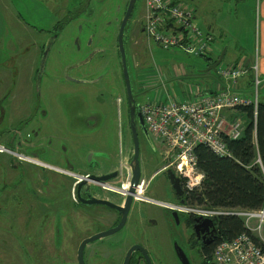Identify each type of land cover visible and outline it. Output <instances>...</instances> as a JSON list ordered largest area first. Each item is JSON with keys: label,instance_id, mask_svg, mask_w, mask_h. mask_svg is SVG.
Segmentation results:
<instances>
[{"label": "flooded vegetation", "instance_id": "obj_1", "mask_svg": "<svg viewBox=\"0 0 264 264\" xmlns=\"http://www.w3.org/2000/svg\"><path fill=\"white\" fill-rule=\"evenodd\" d=\"M129 2L124 0L117 6L120 18L115 20L116 54L120 61L124 96L115 98L114 104L118 106L125 102L127 128L132 139L129 99L118 39L122 28L125 67L136 120L137 116L142 118L141 105H137V101L147 88L142 84L144 76L139 78L136 74L132 80L125 52L128 48L136 58L139 38L142 35L149 37L145 32L146 10L143 16H136L138 0H135L124 22ZM79 12L57 21L49 30H36L40 40L33 43L39 55L38 65L32 74L37 98L33 103H28L21 96L17 69L0 70V264H182L186 260L181 259L180 254L189 264H202L205 262L204 252L214 251L217 245L215 223L207 229L204 225L195 227V216L176 209L189 205L184 200L188 196L184 180L170 167L173 158L154 151V141L149 134H143L137 126V137L141 133L153 149L143 155L139 152L138 186L142 184V194L136 196L137 186L127 204L133 148L119 151L120 155L113 153L108 156L106 161L110 164L98 163L77 174L72 166L64 168L40 160L43 152L37 136L41 129L33 133L35 139L25 133L33 118L43 120L47 117L45 110L39 111L40 81L53 46ZM73 42L77 51L82 52L78 35ZM93 45V39L89 38L85 42V57L65 68L69 81L82 83L70 77L71 70H80L96 57L103 56L104 50ZM98 100L101 101L100 98ZM110 159H113L112 164ZM168 170L176 181L179 194L172 188ZM106 176L111 178L101 179ZM158 177L162 191L158 198L150 197L147 194ZM60 188L68 197L64 206L59 201ZM165 240L168 242L164 243ZM168 243L170 249L166 246ZM62 249H66V254Z\"/></svg>", "mask_w": 264, "mask_h": 264}, {"label": "rangeland", "instance_id": "obj_2", "mask_svg": "<svg viewBox=\"0 0 264 264\" xmlns=\"http://www.w3.org/2000/svg\"><path fill=\"white\" fill-rule=\"evenodd\" d=\"M177 1L197 10L196 25L204 32L210 31L215 37L210 58H218L225 49L219 69L244 66L248 70V65H254L255 62L258 68L260 18L255 0ZM122 2L124 0H0V70L17 69L18 88L28 103L37 99L32 80L33 71L39 62L38 51L33 46L40 40L36 30H49L57 21L80 11L53 46L44 68L38 88L39 111L45 110L47 117L43 120L33 118L25 130L35 139L33 133L41 129L37 139L43 152L40 160L44 163L64 168L72 166L74 173H84L87 168L98 163L110 164L106 158L113 153L118 155L119 151L133 148L127 128L125 102L118 106L114 104L115 98L124 96L120 61L116 54L115 25V20L120 18L117 6ZM144 3L145 0H138L136 16L145 14ZM77 35L82 52L77 51L73 42ZM89 38L93 39L94 47L100 46L104 50V54L80 70H71L70 77L82 81L73 83L65 74V68L85 57V42ZM43 39L44 36L41 41ZM139 41L136 58L128 48L125 52L132 80H135L133 77L136 74L139 78L144 76L142 84L147 88L137 105L153 101L159 96L164 97L162 94L167 93L177 99L190 101L196 93L201 92L202 86L214 81V72L203 73L210 65L208 60L177 49L163 50L144 35ZM249 74L239 78L236 86L245 95L252 90L251 87L246 92ZM258 77L261 80L259 74ZM215 81L223 87L226 85L219 77ZM258 99L264 102V82L260 84ZM96 116H100L99 120ZM138 141L140 155L153 149L151 146L154 145V151L173 158V155H167V147L158 141L153 140L154 144L150 145L141 133ZM159 179L156 178L152 183L147 194L150 197L158 198L162 191ZM58 195L60 203L66 205L68 197L65 190L60 188ZM252 233L263 242L264 224L259 232ZM166 246L170 249L169 243ZM61 251L66 254V249Z\"/></svg>", "mask_w": 264, "mask_h": 264}, {"label": "built area", "instance_id": "obj_3", "mask_svg": "<svg viewBox=\"0 0 264 264\" xmlns=\"http://www.w3.org/2000/svg\"><path fill=\"white\" fill-rule=\"evenodd\" d=\"M145 32L150 41L163 50H180L187 55L204 58L211 56L214 37L203 32L195 23V9L180 4L177 0H145ZM252 97L237 90V81L247 73L244 66L219 69L216 72L226 85L219 90L196 93L192 100L183 101L168 93L140 106L143 123L154 141L167 147L173 155L170 167L184 180L187 193L200 188L202 174L196 167L194 149L204 145L217 156L230 154L222 141L223 113L237 107L253 106L254 115L258 102V91L262 80L257 74V64L252 65ZM235 88V89H234ZM239 123H233L227 135L240 136ZM259 160H257L258 162ZM142 184L136 196L142 194ZM178 211L215 218L233 215L240 218L252 233L259 232L264 224V205L258 210H220L202 206H180ZM253 225V226H252ZM214 264H264V252L254 244L251 237L241 233L231 241L219 242L212 254Z\"/></svg>", "mask_w": 264, "mask_h": 264}, {"label": "trees", "instance_id": "obj_4", "mask_svg": "<svg viewBox=\"0 0 264 264\" xmlns=\"http://www.w3.org/2000/svg\"><path fill=\"white\" fill-rule=\"evenodd\" d=\"M210 57L203 59L212 64L217 57L213 60ZM247 73L250 74L246 88L251 90L253 74L250 67ZM247 95L251 97L252 92ZM236 109L245 114L247 124L239 138L233 139L221 134L229 157L217 156L204 145H198L194 149L196 167L204 178L200 188L189 192L184 198L191 206L226 211H251L264 205V102L258 99L255 115L252 105ZM213 220L218 231L216 244L231 241L239 234L246 233L264 252V243L244 226L240 218L220 215ZM212 254L213 249L204 252L205 262L202 264H214L211 262Z\"/></svg>", "mask_w": 264, "mask_h": 264}, {"label": "water", "instance_id": "obj_5", "mask_svg": "<svg viewBox=\"0 0 264 264\" xmlns=\"http://www.w3.org/2000/svg\"><path fill=\"white\" fill-rule=\"evenodd\" d=\"M134 2L135 0H130L129 5H128V10H127V15L124 19V22L126 21V19L128 18V15L130 14L133 6H134ZM118 44H119V51L121 53V57H122V65H123V72L125 75V81H126V87H127V94H128V99H129V107H130V127H131V133H132V141H133V158L129 164L131 171H132V179L130 182V188L128 190V196H127V204L130 203L131 199H132V194H134L135 188L138 186V182H139V176H140V165H139V141H138V137H137V126L138 129L143 132V134L147 135V129L143 123V120L140 116H137L136 120L134 117V109H135V104L133 102V98L131 95V91H130V85H129V81H128V75L126 72V67H125V58H124V50H123V46H122V28L119 34V39H118ZM225 54V49H223L221 51V53L219 54L217 60L210 64L204 71L203 73H207V72H215L217 67L221 64L223 57ZM137 124V125H136ZM167 174L169 176V180L172 184V188L176 191V193H180L178 192V186L176 184V181L173 180V175L171 173L170 170L167 171ZM110 176H106L101 178L102 180H108L110 179ZM102 203L104 205H108L111 206L110 204L106 203V202H99ZM195 223V227L199 226V225H204V227L207 229L210 226H214V220L213 218H206V217H202V216H197L195 217L194 220ZM204 233V232H202ZM84 244V243H83ZM82 244V246H83ZM180 258L183 260H186V262H181L182 264H189L188 260L185 258L184 255L180 254Z\"/></svg>", "mask_w": 264, "mask_h": 264}, {"label": "crops", "instance_id": "obj_6", "mask_svg": "<svg viewBox=\"0 0 264 264\" xmlns=\"http://www.w3.org/2000/svg\"><path fill=\"white\" fill-rule=\"evenodd\" d=\"M255 1H256V7L259 11L258 16L260 18V20H259V37H258L259 66L257 68V74H259L262 82H264V0H255ZM196 13H197V10L195 12V23H196V18H197ZM209 32H207V33H209ZM210 34L213 36L212 33H210ZM214 42H215V37H214ZM246 60H244L243 62L245 63ZM248 67L251 68L252 65L251 66L248 65ZM214 74H215V77L213 76L214 81L202 86L200 88L201 93H205V92H208L211 90H219L220 87H222V85H220L219 83L216 84L217 82L215 81V79L218 78L217 72L215 71ZM252 74H253V72H252ZM222 116H223L222 132L225 135H228L230 132V128L233 125V123L237 122V123H239V126L241 128L240 136H242L244 129H245V126L247 124V119H246L245 114L238 111L237 109H234V110L224 112ZM240 210H242V209H240ZM263 243H264V241H263Z\"/></svg>", "mask_w": 264, "mask_h": 264}, {"label": "clouds", "instance_id": "obj_7", "mask_svg": "<svg viewBox=\"0 0 264 264\" xmlns=\"http://www.w3.org/2000/svg\"><path fill=\"white\" fill-rule=\"evenodd\" d=\"M204 177H203V174L200 175L199 177V180H202Z\"/></svg>", "mask_w": 264, "mask_h": 264}, {"label": "bare ground", "instance_id": "obj_8", "mask_svg": "<svg viewBox=\"0 0 264 264\" xmlns=\"http://www.w3.org/2000/svg\"><path fill=\"white\" fill-rule=\"evenodd\" d=\"M124 190H126V189H124Z\"/></svg>", "mask_w": 264, "mask_h": 264}]
</instances>
